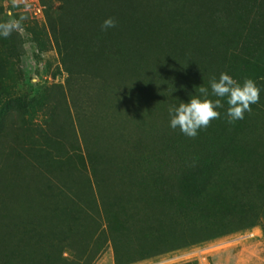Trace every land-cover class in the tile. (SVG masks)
I'll list each match as a JSON object with an SVG mask.
<instances>
[{
  "label": "trees",
  "instance_id": "16d2710c",
  "mask_svg": "<svg viewBox=\"0 0 264 264\" xmlns=\"http://www.w3.org/2000/svg\"><path fill=\"white\" fill-rule=\"evenodd\" d=\"M40 1L70 97L55 87L29 127L47 101L9 113L0 66V264H91L107 245L115 264H155L264 223V0ZM221 73L261 89L243 120L212 94ZM197 97L223 107L190 138L168 111Z\"/></svg>",
  "mask_w": 264,
  "mask_h": 264
},
{
  "label": "rangeland",
  "instance_id": "374dc122",
  "mask_svg": "<svg viewBox=\"0 0 264 264\" xmlns=\"http://www.w3.org/2000/svg\"><path fill=\"white\" fill-rule=\"evenodd\" d=\"M39 2L44 9L41 16L35 15L33 5L29 0H0V9L3 10L0 19L3 24L8 23L11 26L7 37L11 41L10 48L13 55L11 67L8 64L7 66L3 62L6 58V49L0 36V66L9 67L6 70L8 76L12 73L11 78L6 81L11 86L9 98L6 100L9 113L16 111L13 108L15 109L16 103H19L20 97L29 95L33 99L42 95L47 102L43 105H36L35 110L31 111L27 119L29 127L45 129V121L48 120L54 100L57 99V88L55 87H63L68 96L70 90L67 84L68 75L60 64V54L48 26L46 9L40 0ZM10 10L13 12L10 13ZM28 30L34 31L37 35L27 32ZM88 85L89 83L81 84L80 88L75 85V90H77L75 95L81 101L87 97V94L85 96L83 93ZM69 108L77 122L73 105L69 104ZM85 109V112L90 111L87 107ZM68 149L71 153L70 145ZM173 257L165 258L155 264H264V223L260 222V225L247 232L233 234L220 241L182 252ZM91 264H115L113 247L105 246Z\"/></svg>",
  "mask_w": 264,
  "mask_h": 264
},
{
  "label": "clouds",
  "instance_id": "9594fccd",
  "mask_svg": "<svg viewBox=\"0 0 264 264\" xmlns=\"http://www.w3.org/2000/svg\"><path fill=\"white\" fill-rule=\"evenodd\" d=\"M10 25H0V35L8 36ZM116 27V21L109 17L101 25L102 30L107 31ZM212 94L218 98L227 97L229 108L227 116L229 123L243 120L244 114L250 111L252 104L258 103L261 89L257 87L256 82L248 79L243 85L237 83L227 73H221L219 80L215 78L211 81ZM201 93L207 95V89L201 88ZM223 107L220 99L212 101L210 99L193 98L188 103H180L179 106L169 107V126L175 130L179 129L184 135L195 138L201 128L209 126L212 120L220 117V112L216 109Z\"/></svg>",
  "mask_w": 264,
  "mask_h": 264
},
{
  "label": "built area",
  "instance_id": "2783aa9c",
  "mask_svg": "<svg viewBox=\"0 0 264 264\" xmlns=\"http://www.w3.org/2000/svg\"><path fill=\"white\" fill-rule=\"evenodd\" d=\"M30 3L33 5L34 13L36 16H41L43 13V7L41 6L39 0H29Z\"/></svg>",
  "mask_w": 264,
  "mask_h": 264
}]
</instances>
